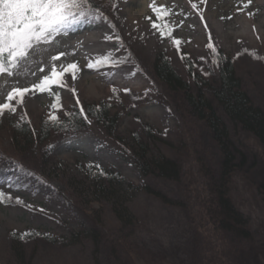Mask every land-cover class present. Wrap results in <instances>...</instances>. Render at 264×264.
I'll return each mask as SVG.
<instances>
[{"label":"rangeland","instance_id":"obj_1","mask_svg":"<svg viewBox=\"0 0 264 264\" xmlns=\"http://www.w3.org/2000/svg\"><path fill=\"white\" fill-rule=\"evenodd\" d=\"M93 1L99 8L89 7L83 25L39 46L18 75H0V105L16 109L0 116V192L13 198L0 204V264H226L245 259L242 249L250 263L264 264L261 145L213 101L233 146L245 156L230 175L229 196L247 218L252 241L237 244L222 239L199 209L203 177L217 168L219 149L185 97L152 72L162 55L196 90L200 79L217 80L213 60L222 50L241 88L264 110V0ZM153 2L169 10L160 23L170 25L171 38L161 39L151 27L157 22ZM59 53L66 55L52 61ZM105 56L114 63L86 67ZM73 62L80 71L75 81L65 74L67 87L32 89L53 64L59 71ZM14 87L30 89L22 103L19 97L7 100ZM204 94L214 100L207 89ZM99 107L115 114L112 127L94 117ZM71 112L87 117L81 130L65 126L43 143L33 140L15 150L12 127L29 123L38 131L43 121L52 124L51 116ZM137 141L148 157L178 163L180 178L138 168L130 149ZM16 198L31 207L15 204ZM23 233L31 235L22 240Z\"/></svg>","mask_w":264,"mask_h":264},{"label":"trees","instance_id":"obj_2","mask_svg":"<svg viewBox=\"0 0 264 264\" xmlns=\"http://www.w3.org/2000/svg\"><path fill=\"white\" fill-rule=\"evenodd\" d=\"M91 7L99 8L95 1L91 0ZM217 63V80L207 81L200 79L196 90L193 89L173 68L170 61L162 55H158L152 63V72L155 78L165 87L174 92L180 93L188 104L190 112L198 119L203 120L209 130L211 143H215L219 149L217 168L211 174L206 173L203 177L202 193L199 203L200 213L207 217L213 229L220 232L222 239L229 238L237 244L249 243L252 235L248 228L247 218L235 207L229 196L230 175L237 167L238 157L244 162L245 156L233 146L229 138L227 127L216 112L213 101L219 104L223 112L238 123L242 128L251 132L261 145L264 155V110L252 103L247 93L241 88L240 79L237 77L234 63L231 57L222 50L217 52L215 57ZM207 89L213 96L210 100L204 94ZM103 125L113 126L116 121L115 114L111 115L103 107L98 108L94 116ZM87 117H80L77 113L71 112L63 118H58L52 124L43 121L38 131L33 125L23 123L15 125L10 129V138L17 151H23L25 146H30L32 141L37 144L49 140L51 132L65 126L73 132L81 130L85 125ZM107 126V127H108ZM111 129V128H110ZM134 164L141 170L148 169L149 172L156 171L169 179H179L181 167L170 158L159 155V157H148L142 143H131ZM241 154V155H239ZM244 158V159H243ZM146 172V171H144ZM264 203V180L258 185ZM157 194V193H156ZM200 193H198L199 195ZM198 197V196H197ZM224 234V235H223ZM245 259L227 261L226 264H257L250 263V258L245 254Z\"/></svg>","mask_w":264,"mask_h":264},{"label":"snow or ice","instance_id":"obj_3","mask_svg":"<svg viewBox=\"0 0 264 264\" xmlns=\"http://www.w3.org/2000/svg\"><path fill=\"white\" fill-rule=\"evenodd\" d=\"M203 3L204 0H201ZM251 0H248V4ZM245 4V7H248ZM91 0H0V75L6 74L8 77H13L19 74L21 67L32 58V54L36 52L41 45H50L57 37L68 36L74 29V26L83 22L89 15V7ZM155 14L156 21L152 22L151 27L159 32L161 39L164 37L171 38L172 29L167 23H160L165 16L169 14V10L164 7H157L155 2L149 5ZM195 8L196 5H193ZM252 15V13H249ZM118 39V38H117ZM174 45L181 43L178 39H173ZM211 48V45H209ZM66 53H59L51 57L52 61L59 60ZM112 57L105 56L97 60H89L86 67L93 70H98L105 64H113ZM213 63H219V60L214 59ZM43 72L44 68H40ZM80 68L77 63L73 62L67 65L53 64L49 74L43 76L39 83L32 85V89L39 92L49 91L53 85L67 87L64 82L66 73L71 74L73 81L77 79V74ZM29 88H13L7 95V100L12 101L19 97L17 103H22L23 97L29 92ZM127 91V89H125ZM75 88L72 93L75 95ZM115 92V89H113ZM57 100L59 96L56 97ZM77 103L79 101L77 100ZM53 108L57 105L53 104ZM5 110L15 112V108L10 107L8 103L0 105V116ZM83 114V110H81ZM50 119L55 121L57 118L51 116ZM13 198L0 192V204H10ZM15 204L25 207L23 201L19 198L15 199ZM13 236L16 233H12ZM31 233H23L20 239L30 236Z\"/></svg>","mask_w":264,"mask_h":264}]
</instances>
